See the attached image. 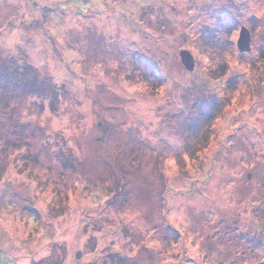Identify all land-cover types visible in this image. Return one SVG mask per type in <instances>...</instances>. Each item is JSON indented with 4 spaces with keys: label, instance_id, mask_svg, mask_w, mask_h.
Here are the masks:
<instances>
[{
    "label": "rangeland",
    "instance_id": "1",
    "mask_svg": "<svg viewBox=\"0 0 264 264\" xmlns=\"http://www.w3.org/2000/svg\"><path fill=\"white\" fill-rule=\"evenodd\" d=\"M0 264H264V0H0Z\"/></svg>",
    "mask_w": 264,
    "mask_h": 264
},
{
    "label": "water",
    "instance_id": "2",
    "mask_svg": "<svg viewBox=\"0 0 264 264\" xmlns=\"http://www.w3.org/2000/svg\"><path fill=\"white\" fill-rule=\"evenodd\" d=\"M249 43H250L249 32H248L247 28L242 27L240 29L239 37H238V41H237L238 49L241 52L248 51L250 49ZM180 57H181V61L183 62L185 67H187L188 69L193 68V64L191 62L192 57L188 51H186V50L180 51Z\"/></svg>",
    "mask_w": 264,
    "mask_h": 264
}]
</instances>
